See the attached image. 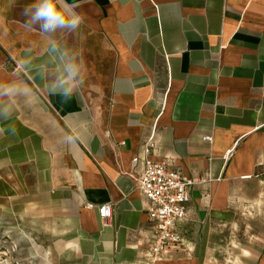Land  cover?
I'll return each mask as SVG.
<instances>
[{"label":"crops","instance_id":"1","mask_svg":"<svg viewBox=\"0 0 264 264\" xmlns=\"http://www.w3.org/2000/svg\"><path fill=\"white\" fill-rule=\"evenodd\" d=\"M32 3L0 0V83L20 89L0 97V237L43 264H264V0H68L84 21L51 36L26 25ZM150 139L195 180L185 245L154 262L132 160Z\"/></svg>","mask_w":264,"mask_h":264},{"label":"built area","instance_id":"2","mask_svg":"<svg viewBox=\"0 0 264 264\" xmlns=\"http://www.w3.org/2000/svg\"><path fill=\"white\" fill-rule=\"evenodd\" d=\"M211 141L210 135L202 137ZM154 146L150 139L145 143L142 157H134L133 162H141L142 173L137 182V189L148 199L147 217L153 222V239L149 248L152 262L172 247H184V242L175 230V223L185 219V203L188 201V189L195 180L188 179L172 167L167 159L154 161L149 154ZM86 207L96 208L103 223L107 224L112 214L110 203L99 206L87 203Z\"/></svg>","mask_w":264,"mask_h":264},{"label":"clouds","instance_id":"3","mask_svg":"<svg viewBox=\"0 0 264 264\" xmlns=\"http://www.w3.org/2000/svg\"><path fill=\"white\" fill-rule=\"evenodd\" d=\"M83 2H88V0H83ZM24 14L27 16L25 23L29 28L38 25V30L49 36L58 30L75 32L84 21L83 15L77 12L76 6L68 3V0H33V3L24 10ZM58 50L57 43L52 41L51 51L57 52ZM64 70L66 75L62 81L58 82V87L52 89V94H59L65 100H70L78 86L81 64L68 61L65 63ZM79 83L82 84L83 80ZM19 92L18 86L12 82L0 83V97L14 96ZM27 94L24 93V95ZM11 112V105L0 106V119H9ZM11 130L15 133L14 126ZM2 131L3 129H0V132Z\"/></svg>","mask_w":264,"mask_h":264},{"label":"rangeland","instance_id":"4","mask_svg":"<svg viewBox=\"0 0 264 264\" xmlns=\"http://www.w3.org/2000/svg\"><path fill=\"white\" fill-rule=\"evenodd\" d=\"M10 238H7L6 234L0 237V264H43V260L39 258L41 254L36 248L32 258L29 259Z\"/></svg>","mask_w":264,"mask_h":264}]
</instances>
